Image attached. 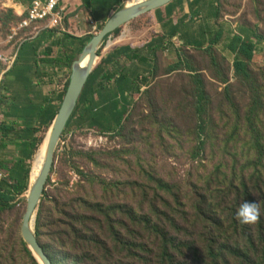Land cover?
Here are the masks:
<instances>
[{
	"label": "rangeland",
	"instance_id": "rangeland-1",
	"mask_svg": "<svg viewBox=\"0 0 264 264\" xmlns=\"http://www.w3.org/2000/svg\"><path fill=\"white\" fill-rule=\"evenodd\" d=\"M219 13L225 36L227 29L253 33L257 48L247 76L236 72L237 56L222 50L223 43L184 48L177 60L157 58L151 82L120 128L103 133L82 128L76 119L62 137L34 223L54 264H78L83 252L89 254L86 264H160L166 241L178 261L210 264L213 241L242 247L250 229L259 243L257 232L264 225V0H219ZM21 21L11 2L0 0V55L16 56L24 40L45 29L19 31L12 41ZM105 25L90 21L82 27L94 37ZM130 27L142 32L151 27V17L121 28L101 54ZM72 67L51 71L48 82H42L44 93H63ZM9 93L5 76L2 113L12 99ZM49 128L41 129L40 139ZM11 198L0 210V264H40L23 236L27 196ZM243 200L257 203L253 223L235 217ZM154 224L175 240L164 239ZM261 256L255 258L262 261Z\"/></svg>",
	"mask_w": 264,
	"mask_h": 264
},
{
	"label": "crops",
	"instance_id": "crops-1",
	"mask_svg": "<svg viewBox=\"0 0 264 264\" xmlns=\"http://www.w3.org/2000/svg\"><path fill=\"white\" fill-rule=\"evenodd\" d=\"M9 1L22 17L35 2L50 0ZM127 1L66 0L60 4L63 10L60 26L40 30L20 44L15 63L6 75L12 99L0 122L15 128L8 137L0 135V170L4 179L14 182L11 175L16 173L15 168L20 161L26 158L29 150H25V146L32 141V133L28 130L39 128L40 109L47 111L49 107L58 106L59 97L65 92L56 97L46 94L42 90V82H48L51 71L64 70L68 66V58L80 51L81 40L90 36L82 26L87 27L90 21L107 23ZM168 5L147 14L151 17L150 28L137 32V36L135 28L130 27L127 34L111 40L104 54L99 56L100 63H97L93 74L104 60L106 63L99 71L95 83L97 93L92 102L94 113L103 120L115 121L121 117L126 120L151 82L157 58L166 59L172 55L177 60L181 49L200 46L206 49L219 32H222V38L212 47L218 48L223 43L222 50L228 52L227 46L236 35L254 40L253 33L248 30L232 33L227 29L229 35L225 36L226 28L219 18V0H173Z\"/></svg>",
	"mask_w": 264,
	"mask_h": 264
},
{
	"label": "trees",
	"instance_id": "trees-1",
	"mask_svg": "<svg viewBox=\"0 0 264 264\" xmlns=\"http://www.w3.org/2000/svg\"><path fill=\"white\" fill-rule=\"evenodd\" d=\"M170 5L167 6V8ZM120 30H118L116 33H119ZM222 32H219L215 35L214 40L211 42V46H214L217 44L220 39L222 38ZM112 36V35H111ZM110 36V37H111ZM109 37V38H110ZM107 39V41L109 40ZM93 39V36H88L85 39L81 40V49L79 52H74L69 58H68V65L72 66L75 61L79 59V56L83 53L86 46L90 43V41ZM106 41V42H107ZM256 43L254 40L249 37H245L244 35H236L234 38L231 39L229 42L227 49L229 52L235 54L237 56V60L235 62V69L238 74L242 75H248V65L254 60L255 53H256ZM197 49H202V46L197 47ZM99 56H101V51L99 52ZM106 61H103V64H105ZM102 64V65H103ZM101 66L98 67V69L95 71V73L90 77L88 84L83 92V95L79 101L78 107L69 122V125L67 127V130L72 126L74 121L78 119L80 121V124L82 125V128H88V129H99L103 133H113L117 128H120L123 125V122L125 121L124 118H120L119 120H113V121H105L102 119V117L97 116L94 113V104L92 102V97L95 96L97 93L95 83L97 81L99 71L101 70ZM69 83L67 87L65 88V92L59 97V104L55 108L49 107L46 111L44 108H41L38 116L40 117L38 120L39 128L38 129H29L28 131L31 132L32 136L30 138L32 139L31 143L27 144L25 146V150H29L26 154V158L20 161V164L16 166L15 168V174L11 175V178L14 180V182H10L7 179H2L0 181V210L5 209L9 206L11 197L13 195H23L29 189L30 185V176L32 171V162L37 155V152L39 150L40 145L44 142V139H40L39 133L42 128L44 127H51L55 118L57 117L61 105L63 103L64 97L67 93ZM48 103V102H47ZM116 111V109H115ZM50 129V128H49ZM66 130V131H67ZM15 131L14 126L9 125L7 123H0V135L3 137H8L11 133ZM66 133V132H65ZM47 134V133H46ZM46 136V135H45ZM30 161V162H28ZM45 194V192H44ZM152 221V220H151ZM153 222V221H152ZM154 227L156 231L158 229L162 232L164 239L166 237H170L171 240H175L172 236H170L168 233L165 232L164 228L162 229L160 226L154 224ZM264 225L260 223L259 228H261L259 233V243L256 242V240L253 238L251 234V230H248V241L244 244V246H240L239 244H230V243H217L216 241H213V244L208 246V259H210V264H231V262L228 260V257H230L232 260L240 261V264H264ZM79 237L83 238L84 240H87V237L83 235L82 233L78 232ZM81 239L82 241H84ZM168 241L164 243L163 247V253L161 255L160 264H188L183 261H178L176 259V256L174 255V252L171 250V247L168 246ZM174 248V247H173ZM262 254L261 259L255 258L258 256V254ZM80 256V260L78 264H86L85 261L88 260V253L83 252ZM243 261V263H241Z\"/></svg>",
	"mask_w": 264,
	"mask_h": 264
},
{
	"label": "water",
	"instance_id": "water-1",
	"mask_svg": "<svg viewBox=\"0 0 264 264\" xmlns=\"http://www.w3.org/2000/svg\"><path fill=\"white\" fill-rule=\"evenodd\" d=\"M172 1L173 0H146L142 4L133 7H123L108 20L103 30L93 37L79 59L73 64L67 93L64 97L60 111L51 126L45 164L36 182L32 184L28 190V203L23 221L24 239L28 243L29 248L32 250L35 257H38L43 264H54V262L36 235L34 230L35 217L42 202L52 171L55 167L57 152L62 137L64 136L69 122L78 107L88 81L97 66L99 52L107 39L118 30L146 14L167 6ZM88 58V67L82 69V64Z\"/></svg>",
	"mask_w": 264,
	"mask_h": 264
},
{
	"label": "built area",
	"instance_id": "built-area-1",
	"mask_svg": "<svg viewBox=\"0 0 264 264\" xmlns=\"http://www.w3.org/2000/svg\"><path fill=\"white\" fill-rule=\"evenodd\" d=\"M66 0H50L47 2L37 1L32 7L27 11V13L22 16V21L17 29L14 38L18 35L19 31H25L32 28L40 29L45 28H56L61 25L63 21V10L60 9V4ZM15 63V56L9 57L6 55H0V87L2 85L4 77L7 75L8 71L11 69ZM3 113L1 111L0 104V122H2ZM4 174L0 170V181L4 179Z\"/></svg>",
	"mask_w": 264,
	"mask_h": 264
},
{
	"label": "bare ground",
	"instance_id": "bare-ground-1",
	"mask_svg": "<svg viewBox=\"0 0 264 264\" xmlns=\"http://www.w3.org/2000/svg\"><path fill=\"white\" fill-rule=\"evenodd\" d=\"M144 1H146V0H128L126 2V6L127 7H133V6H136L138 4H142ZM88 65H89V58L82 64L81 68L86 69L88 67ZM50 130H51V127L45 136L44 142L40 145L35 159L33 160L29 188L32 184H34L36 182V180L39 177V175L43 169V166L45 164V160H46V156H47L48 138L50 137ZM26 196L28 198L29 191L26 192ZM36 258L40 264H43L38 257H36Z\"/></svg>",
	"mask_w": 264,
	"mask_h": 264
},
{
	"label": "clouds",
	"instance_id": "clouds-1",
	"mask_svg": "<svg viewBox=\"0 0 264 264\" xmlns=\"http://www.w3.org/2000/svg\"><path fill=\"white\" fill-rule=\"evenodd\" d=\"M235 217L240 223H253L258 218L257 203L243 200L235 210Z\"/></svg>",
	"mask_w": 264,
	"mask_h": 264
}]
</instances>
